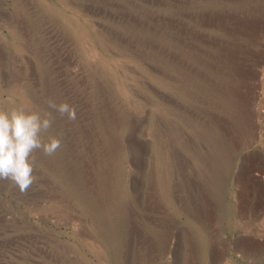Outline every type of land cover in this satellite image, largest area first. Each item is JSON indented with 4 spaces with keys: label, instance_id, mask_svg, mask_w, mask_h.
<instances>
[{
    "label": "rangeland",
    "instance_id": "rangeland-1",
    "mask_svg": "<svg viewBox=\"0 0 264 264\" xmlns=\"http://www.w3.org/2000/svg\"><path fill=\"white\" fill-rule=\"evenodd\" d=\"M263 95L264 0H0V108L61 140L0 180V264H264Z\"/></svg>",
    "mask_w": 264,
    "mask_h": 264
},
{
    "label": "clouds",
    "instance_id": "clouds-1",
    "mask_svg": "<svg viewBox=\"0 0 264 264\" xmlns=\"http://www.w3.org/2000/svg\"><path fill=\"white\" fill-rule=\"evenodd\" d=\"M47 103L68 119H76V111L68 102ZM50 112L35 107L0 108V180H8L25 191L34 180L36 150L53 154L61 144L57 136L43 135L52 127Z\"/></svg>",
    "mask_w": 264,
    "mask_h": 264
},
{
    "label": "crops",
    "instance_id": "crops-1",
    "mask_svg": "<svg viewBox=\"0 0 264 264\" xmlns=\"http://www.w3.org/2000/svg\"><path fill=\"white\" fill-rule=\"evenodd\" d=\"M261 145L263 146L258 147L257 145L255 149L253 148L251 150L250 164H249L250 165L249 182H250V189L252 195L251 207L254 208L255 206L256 208L255 212L254 211L251 212L256 215V219H261L260 221L264 222V183H263L264 182V143H261Z\"/></svg>",
    "mask_w": 264,
    "mask_h": 264
},
{
    "label": "bare ground",
    "instance_id": "bare-ground-1",
    "mask_svg": "<svg viewBox=\"0 0 264 264\" xmlns=\"http://www.w3.org/2000/svg\"><path fill=\"white\" fill-rule=\"evenodd\" d=\"M255 19V18H254ZM74 26V25H73ZM82 29V30H81ZM78 30H80V32H79V34H80V39L82 38V37H84V34L85 35H87V36H89L88 35V31H87V28L85 27V26H83L82 24H80L79 26H78V29H77V31ZM90 37V36H89ZM103 58V57H102ZM226 58V57H225ZM104 60V59H103ZM106 63H108V65L110 66V69H112V72H113V75L114 76H116V81L118 82V88L119 89H121V90H125L124 89V87H123V85L121 84V83H119V81H118V77H117V71H116V69H115V67L111 64L112 63V61L111 60H106L105 61V64ZM250 97H252V96H250ZM227 99V98H226ZM243 100V99H242ZM263 100H264V95H263ZM229 102V101H228ZM243 102V101H242ZM223 104H226V106H227V103H226V101H225V99H224V101H223ZM264 108V107H263ZM257 111L259 112V110L257 109ZM263 111V110H262ZM261 113V112H260ZM263 115H264V113H262ZM261 115V114H260ZM263 115H261V116H263ZM229 135V134H228ZM248 154V153H247ZM247 159H249V157L247 158ZM250 160V159H249ZM246 169H248V168H246ZM249 170V169H248ZM246 171V170H245ZM252 171V170H251ZM254 173V172H253ZM248 174V173H247ZM255 175V174H254ZM262 176V175H261ZM257 178V177H256ZM257 182V181H256ZM255 183V182H254ZM264 183V182H263ZM261 185V184H260ZM245 189V188H244ZM247 201V200H246ZM245 203V202H244Z\"/></svg>",
    "mask_w": 264,
    "mask_h": 264
}]
</instances>
